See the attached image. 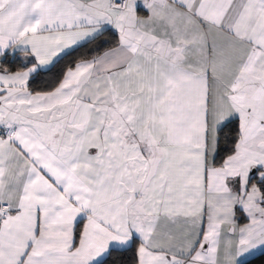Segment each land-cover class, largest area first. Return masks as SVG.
<instances>
[{"label":"snow or ice","instance_id":"obj_1","mask_svg":"<svg viewBox=\"0 0 264 264\" xmlns=\"http://www.w3.org/2000/svg\"><path fill=\"white\" fill-rule=\"evenodd\" d=\"M254 251L264 0H0V264Z\"/></svg>","mask_w":264,"mask_h":264},{"label":"trees","instance_id":"obj_2","mask_svg":"<svg viewBox=\"0 0 264 264\" xmlns=\"http://www.w3.org/2000/svg\"><path fill=\"white\" fill-rule=\"evenodd\" d=\"M242 264H264V252H259L258 254L243 261Z\"/></svg>","mask_w":264,"mask_h":264},{"label":"crops","instance_id":"obj_3","mask_svg":"<svg viewBox=\"0 0 264 264\" xmlns=\"http://www.w3.org/2000/svg\"><path fill=\"white\" fill-rule=\"evenodd\" d=\"M260 251H254V252H252V253H250L248 256H246L245 258H243V261H245V260H247V259H249L250 257H252V256H254V255H256V254H258ZM242 261V262H243Z\"/></svg>","mask_w":264,"mask_h":264}]
</instances>
